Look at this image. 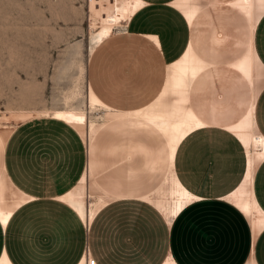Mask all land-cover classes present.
Returning <instances> with one entry per match:
<instances>
[{"label":"crops","instance_id":"obj_1","mask_svg":"<svg viewBox=\"0 0 264 264\" xmlns=\"http://www.w3.org/2000/svg\"><path fill=\"white\" fill-rule=\"evenodd\" d=\"M143 1L145 2L144 6L138 10L139 12L137 11L130 19L124 22L122 30L117 35L118 37L113 36L108 47L96 50L89 64V78L92 85L97 89L106 88L105 85L110 84V72L117 70L121 62L124 63L122 67L126 69L132 67L137 61L145 63L147 59L145 53L147 51L154 52L160 62L168 63L180 56L190 41L196 53L209 64L196 77L191 88L190 101L196 113L206 123L215 126L229 124L242 117L251 103V86L230 64L245 53L252 39L250 24L245 15L229 3L231 0H203V2L200 1L204 3L203 6L189 26L182 13L171 5L172 0ZM135 15L137 16L135 17ZM263 17L260 20L261 25L258 23L259 25L256 28L254 43L261 60L264 62ZM258 27H260L259 30ZM146 33L157 35L160 45L158 47L154 45L146 37ZM225 53L230 55L226 56ZM133 55H135V58ZM233 55L235 56L233 57ZM142 65L147 68L146 65ZM129 104L127 103L126 106H130ZM256 118L259 129L264 134L259 123L260 119L264 126V88L257 99ZM126 120H131L135 124L150 128V130L157 132L163 138L165 151L162 159L166 164L164 178L169 168V148L165 136L154 125L139 117L122 116L110 123ZM61 121L55 118L50 121L36 119L18 125L11 132L5 146L0 138L4 150L0 175L5 166L12 181L14 183L18 182L15 185L19 188L22 187V190L33 195L35 197L34 200L37 198L38 200H58L55 196L62 194L63 191L73 186V174H71L73 172V139L72 144L68 145L72 149L68 148L67 150V143L62 138V136L73 138L70 132L73 127L69 126V124L67 125V123L62 125ZM48 123H51V125ZM110 123L106 126H109ZM206 128H214L216 130L220 127L211 126ZM198 131L192 133L193 135L190 138L187 137L188 139L186 138L180 144L175 167L182 183L193 193L200 196L201 199L188 206L172 221L171 225L160 211L150 203L157 212L156 216L159 217L161 229L165 236L164 242L161 244L165 246V253L156 264H162L168 252L173 254L178 264H245L252 255L257 264H264V230L254 240L249 218L225 198V195L243 179L246 170L245 149L232 133L229 135L221 131L222 134L220 135L222 137L233 138L236 144L241 147V156L236 160V165H233L230 159L220 157L228 149L221 141L218 142L219 151L210 153L211 145L209 142L202 140L203 135H194ZM96 136L92 141L88 156L87 149L85 150L86 156L83 168L84 170L88 159L93 175L96 168V160L93 157V146ZM212 139L215 138H210V140ZM193 144L200 147V149L196 152L195 157L193 155L189 157V149ZM59 147L62 148L61 156L59 155ZM235 147L237 150L239 149L237 146ZM142 151L145 154L151 152L149 148H143ZM181 155L183 156L182 158ZM55 156H64L66 160L63 162L56 160L53 164L46 163L45 159H52ZM180 158L184 160L180 162ZM70 160L71 164H69ZM188 165L189 167L184 168ZM26 166L29 167L28 170H25ZM9 167L13 168L10 169ZM50 170L52 171L50 172ZM256 170L254 188L258 198L256 188L258 177L260 190L264 195V161ZM57 172L58 174H56ZM46 174L54 177L52 181L55 182L52 187L55 191L52 194L46 193L45 190L47 184ZM161 182L148 192L133 197H127L115 190H108L120 196L121 199L114 200L107 206H103L94 218L91 227L88 230L86 229L87 246H89L91 255L96 258L99 264L107 263L100 256H96L90 247L91 229L98 224H101V230L108 227L111 220L115 219V216L111 217L109 213L119 208L121 202L128 200L135 202L140 199V196L157 188ZM193 182L197 184L195 185ZM25 205L17 210L12 216V220H10V240L12 242L15 241L12 229L14 227L23 228L26 221H28L22 216L27 211V209H23ZM117 222L118 230H121L122 234V237L119 238V243L121 241L124 243L126 229H122V219L120 220L119 215L117 216ZM0 225L4 235L2 252L3 248L6 247L5 233L8 225L7 227H4L1 223ZM157 241L159 243V239Z\"/></svg>","mask_w":264,"mask_h":264},{"label":"rangeland","instance_id":"obj_2","mask_svg":"<svg viewBox=\"0 0 264 264\" xmlns=\"http://www.w3.org/2000/svg\"><path fill=\"white\" fill-rule=\"evenodd\" d=\"M106 5L107 0H95L93 6L91 0H0V131L14 129L36 119L50 121L53 118L40 113L45 110L85 107L89 89H96L89 78V64L98 50L91 49V23L99 22L97 12H102V7ZM123 24L102 48L109 46L111 38L120 33ZM145 55V63L137 61L126 69L121 62L117 70L110 72V84L105 87L116 86L118 94L115 97L116 104L106 101L108 104L127 110L149 102L145 99L147 94L143 96L145 93L139 90L147 82L155 85L161 82L163 62L157 59L154 52L147 51ZM127 103L130 106H126ZM29 112L34 115L20 117V114ZM101 114L100 109L89 113V118L101 120ZM61 122L66 125L64 121ZM73 130L80 137L86 156L85 143L74 127ZM74 138L73 182L79 160ZM63 140L68 142V149L72 138L66 136ZM222 144L228 149L221 158L230 159L236 165L239 158L236 147L231 148L230 143L225 141ZM93 147L96 160L94 175L107 190H115L127 197L138 196L153 189L164 176L163 138L150 128L131 120L110 123L98 133ZM59 148L61 155L62 148ZM143 148H149L151 152L145 154ZM199 149L193 144L188 156L195 157ZM3 151L0 141V171ZM181 158L180 162L184 160ZM45 160L53 164L56 160L64 161L65 157ZM28 169L26 166L25 170ZM46 176L45 190L52 194L55 191L51 186L54 185V177ZM46 200L47 204L31 207L22 215L28 220L23 228L12 229L14 236L24 243L21 262L69 264L73 260L74 263L79 243L82 242L79 256L87 246L86 228L68 204L60 200ZM109 214L115 219L111 220L108 227L101 230V224H98L91 229L90 247L96 256H100L107 264H156L160 260L165 253V246L161 245L165 236L151 204L140 199L135 202L123 201L119 208ZM118 215L122 219V229H126L124 243H119L122 234L118 230ZM42 240L52 243V248L40 246Z\"/></svg>","mask_w":264,"mask_h":264},{"label":"bare ground","instance_id":"obj_3","mask_svg":"<svg viewBox=\"0 0 264 264\" xmlns=\"http://www.w3.org/2000/svg\"><path fill=\"white\" fill-rule=\"evenodd\" d=\"M94 3L95 0H91L92 6ZM229 3L245 15V17L249 21L251 33H252L251 42L249 43L245 53L242 54L239 58H237L230 64V66L233 67V69H235L236 71H238L248 81V83L251 86L252 99L250 106L243 114V116L240 117L238 120H235L229 124L215 126L206 123L194 110L190 101L191 88L196 77L201 72H203L208 67L209 64L207 63L206 60H204L200 55L196 53L190 41L188 42L186 49L183 51V53L180 56H177L174 60L168 63L161 64L163 67L162 80L161 82H159L158 85L147 82L142 86L139 92L145 93L142 94L143 96L147 94L145 99H148L149 102L140 107L130 108L127 110L113 107L107 102L116 104L115 97L118 94L117 87L116 86L113 88L106 87L101 89H97L95 87L96 89L94 90L89 89L86 97L85 107L83 109L55 108L52 109L51 111L45 110L40 113L45 116H49L51 118L60 119L65 123H67V125L69 124L70 126L74 127L81 136V138L83 139V142L85 143L87 149L86 151L87 156L89 154L92 141L94 137L97 135V133L104 126L114 121L118 117H122V116L139 117L154 125L166 138L169 148V168L161 184L154 190L140 196L139 198L141 200L149 202V204L150 203L153 204L165 217V219L170 225L172 221L175 218H177L188 206L201 199L200 196L193 193L182 183V181L180 180L177 174L175 161L180 144L195 131L206 127H211V126L220 127L226 131H229L240 141V143L243 145L245 149L246 170L241 182L234 189L228 192L225 195V198L249 218L252 228L253 238L255 240L258 234H260L264 230V207L260 204L255 193L256 189L254 188L255 174H257L256 169L264 161V134L259 129L256 118L257 99L260 92L264 88V62L261 60L257 52L254 43V36H255V32H257L256 28L261 23L260 20L264 16V0H231ZM144 4L145 2L143 0H111V1L107 0V5L106 7L104 6L102 7V12L101 11L97 12V14L100 16L99 22L93 21L91 23V29H92L90 32L91 49H95V48L102 49V47L110 39L113 32L118 27H120L124 22L130 19L139 9H141L144 6ZM203 4L204 3L200 2L199 0L171 1V5L177 8L182 13L189 26L194 21L196 14L199 12ZM136 16L137 15H135V17ZM259 29L260 27H258V30ZM146 37L150 41H152V43L157 47L160 45L159 38L157 35L147 34ZM100 109L102 110L101 120H97L92 117L89 118V113L96 112L97 110ZM31 115L33 116L34 114H32V112L26 114L22 113L20 114V117L28 118ZM48 124L51 125V123ZM61 124L64 123L61 122ZM12 131H13L12 128L4 129L0 131V138L3 141L4 146ZM72 131L70 132L73 136ZM62 138L64 139L63 136ZM58 139L60 138L58 137ZM74 139L79 140L78 137L76 136ZM62 144L63 143H61V145ZM62 146H64V144ZM80 154L82 155L83 153ZM75 158L77 159L76 156ZM81 160L80 162H82ZM69 162H70L69 164H71V160ZM75 162L77 161L75 160ZM51 171L52 170H50V172ZM82 171L83 172L81 173L77 183H75L71 188L67 189L66 191H63L62 194L55 196V198L68 204L70 208L75 211L77 216L84 224L85 228L88 230L91 227L94 218L96 217L98 212L102 209V207L105 205L107 206V204H109L114 200L121 199V197L108 191L96 180L89 167L88 159H87L86 167ZM73 173L74 172H72L71 174ZM56 174H58V172ZM15 183L10 178L9 174L7 173L6 167L4 166V169L0 175V223L4 227H7L12 216H14V213L17 210H19L26 203L32 200L34 201L35 199L33 195L25 192L24 190L21 189L22 187L19 188L17 185H15ZM36 200H38V198ZM87 255H88L87 253L82 254L79 260H77L76 264H86ZM0 264H15L11 259V257L9 256L6 247L3 248L0 254ZM162 264H178V263L174 258L173 254L171 252H168ZM245 264H257V263L252 255Z\"/></svg>","mask_w":264,"mask_h":264},{"label":"trees","instance_id":"obj_4","mask_svg":"<svg viewBox=\"0 0 264 264\" xmlns=\"http://www.w3.org/2000/svg\"><path fill=\"white\" fill-rule=\"evenodd\" d=\"M259 123H260V126H261V129L264 131V126L262 125L260 119H259ZM206 129V130H205ZM205 130V131H203ZM74 131V130H73ZM75 132V131H74ZM73 132V134H74ZM206 132V133H205ZM220 132L221 130L220 129H214V128H204L202 130H199L197 133H195L194 135H199V134H203L202 136V140L205 141V142H210L209 144L211 145V149H210V153H217L219 151V144L218 142L221 141V143L223 141L225 142H229L230 143V146L231 148H233L234 146H237L239 149L236 151L237 155L240 157L241 156V147L240 145H237L236 144V141L234 139H227L225 137H222V135H220ZM193 134H191L190 136H188V138H190ZM74 136L78 137L79 140H76L77 142V150H78V167H77V172H76V176H75V179H74V182H73V185L76 183V180L79 178V175L80 173L82 172L83 168H84V164L83 162L85 163V154H84V148H83V144L81 142V139L80 137L78 136V134L75 132ZM214 136V137H213ZM187 138V139H188ZM206 138V139H205ZM210 138H215V139H212L210 140ZM77 139V138H76ZM80 141V142H78ZM81 143V144H80ZM214 143V144H212ZM81 145V146H80ZM215 145V146H214ZM217 145V146H216ZM82 147V149H81ZM80 150V151H79ZM83 150V151H82ZM215 151V152H214ZM80 153H83L82 155ZM82 157V158H81ZM82 159V160H81ZM80 160L82 162H80ZM83 165V166H82ZM79 170V171H78ZM260 175V173H259ZM78 176V177H77ZM259 178V177H258ZM258 178H257V184H256V188H257V195H258V199L260 201V203L262 204V206L264 207V195L262 194L261 190H260V184L258 182ZM47 200L46 199H39V200H34L30 203H28L27 205L24 206L23 209H29L31 207H34V206H37V205H42V204H47ZM12 220V219H11ZM11 221L6 229V233H5V241H6V248H7V251L9 253V256L11 257V259L13 260V262L15 264H23L21 261H22V255L24 254V243L22 242V240L16 238L15 236V241L12 242V240H10V233H11ZM7 234V235H6ZM7 238V239H6ZM4 239V235H3V230H2V227L0 225V252H1V249H2V246H3V240ZM48 245V246H47ZM40 246L44 247V249H46L47 247L48 248H52L53 244L52 243H49L47 242L46 240H42L40 241ZM79 249H78V256L75 260V262L73 263V260L69 263V264H76L77 260H79V258L81 256L80 253L82 251V242L79 243ZM69 261H67L66 263H68Z\"/></svg>","mask_w":264,"mask_h":264},{"label":"built area","instance_id":"obj_5","mask_svg":"<svg viewBox=\"0 0 264 264\" xmlns=\"http://www.w3.org/2000/svg\"><path fill=\"white\" fill-rule=\"evenodd\" d=\"M84 253H87V262L86 264H99L98 261L96 260V258H94L92 255H91V252H90V249H89V246H86L85 249H84Z\"/></svg>","mask_w":264,"mask_h":264}]
</instances>
